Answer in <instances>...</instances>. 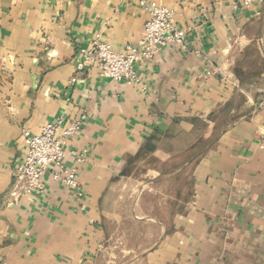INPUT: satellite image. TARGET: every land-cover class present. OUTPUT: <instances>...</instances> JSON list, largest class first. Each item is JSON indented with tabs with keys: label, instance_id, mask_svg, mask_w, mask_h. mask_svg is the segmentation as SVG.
<instances>
[{
	"label": "crops",
	"instance_id": "obj_1",
	"mask_svg": "<svg viewBox=\"0 0 264 264\" xmlns=\"http://www.w3.org/2000/svg\"><path fill=\"white\" fill-rule=\"evenodd\" d=\"M147 1L186 41L116 83L75 67L138 44L137 0H0V264H264V0ZM57 120L82 197L47 170L13 201L22 132Z\"/></svg>",
	"mask_w": 264,
	"mask_h": 264
},
{
	"label": "built area",
	"instance_id": "obj_2",
	"mask_svg": "<svg viewBox=\"0 0 264 264\" xmlns=\"http://www.w3.org/2000/svg\"><path fill=\"white\" fill-rule=\"evenodd\" d=\"M138 6L146 13L142 35L137 45H126L121 52L96 36L91 42V50L82 55L76 64L75 74L83 71L85 66L95 67L100 77L116 83H134L137 75L134 65L152 60L156 54L171 45H181L186 39L174 21L173 12L154 1L137 0ZM251 0H235L234 9H246ZM211 69H205L200 76H210ZM76 77L70 80L74 83ZM79 125L70 123L61 126V121L44 124L37 135L27 130L22 132L25 155L13 173L14 186L10 191L13 201L24 196L43 192L42 178L50 170L53 183L60 184L80 199L81 185L77 168L66 166L65 145L78 132ZM83 156L75 158L76 164L84 162Z\"/></svg>",
	"mask_w": 264,
	"mask_h": 264
},
{
	"label": "rangeland",
	"instance_id": "obj_3",
	"mask_svg": "<svg viewBox=\"0 0 264 264\" xmlns=\"http://www.w3.org/2000/svg\"><path fill=\"white\" fill-rule=\"evenodd\" d=\"M188 152V151H187ZM190 166L187 167V170H189Z\"/></svg>",
	"mask_w": 264,
	"mask_h": 264
}]
</instances>
